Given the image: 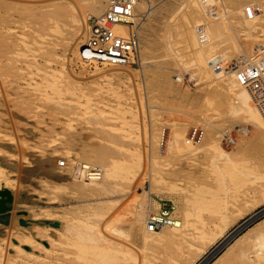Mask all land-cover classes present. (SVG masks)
Here are the masks:
<instances>
[{"label": "rangeland", "instance_id": "1", "mask_svg": "<svg viewBox=\"0 0 264 264\" xmlns=\"http://www.w3.org/2000/svg\"><path fill=\"white\" fill-rule=\"evenodd\" d=\"M17 1L10 10L13 21L9 24L15 38L10 45L12 48L14 45L16 52L0 54V191H9L13 196L12 202L6 203L8 209L0 215L1 219L7 221L14 232L26 229L25 233L32 234L36 225H45L40 219L42 212L56 218L67 207H79L88 199L101 198L118 201L105 212L104 221H107L112 215L127 216L124 208L130 196L138 197V193L148 190L151 185L159 196H163L159 198L175 201L176 207L188 203L189 218L198 230L204 228L206 238L192 253V258L198 256V260L195 258L194 262L185 264H207L210 257L220 253L218 246L228 235L264 208V154L246 159L252 154L230 151L242 166L252 164L256 177L227 183L214 177L219 173L209 158L193 161L167 152L168 139L191 141L189 134L194 127L202 128L204 134L202 139L192 142L197 145L217 143L220 148L229 149L223 136H218L222 143L216 140L212 128L162 108L174 106L198 110L203 89L197 80L200 75L194 74L192 68L184 70L179 59L165 47L164 38L173 22L182 31L187 26L189 36L193 37L191 23L202 20L203 15L189 18L188 15L193 13L189 8L174 17L180 0H152L155 13L143 19L139 29L143 61H150L148 64L140 68L119 66L120 74L115 75L111 73L114 66H81L77 56L71 57L70 69L81 79L80 84H66L56 75L62 59L60 51L56 58L49 59L24 54L26 39L19 13L24 0ZM109 1L60 0L58 3L82 11L79 27L81 31L85 27V36H81L83 42L88 16L104 10ZM218 1L222 6L221 0ZM222 1L228 5L227 0ZM141 5L145 6L141 8ZM145 8L146 4L141 2L138 13L144 12ZM27 96L32 107L29 111L22 106ZM149 103L157 106L154 111L148 110ZM180 131L183 136H177ZM244 136L242 134L241 138ZM49 155L62 156L66 165L65 156L73 159L74 169L69 176L74 175L80 161L110 169L114 189L131 193L116 200L98 191L85 193L64 188L47 193L44 190L41 198L24 202L26 208L20 218L12 211L14 192L6 189V182L12 181L18 189L22 167ZM148 155L160 161L167 172L149 170ZM192 167L199 168L200 173L185 175ZM81 181L89 180L81 178ZM206 188L212 191L210 196L197 195ZM177 210L182 219L183 213L178 207ZM21 219L37 222L25 226ZM113 236L119 242L124 240ZM38 242L40 247L48 244L43 239ZM20 246L36 249V245L25 241ZM7 252L13 255L15 244L9 243ZM29 253L19 262L6 259L0 264H43L42 259L47 256L41 251L38 259ZM54 264H60V260H54Z\"/></svg>", "mask_w": 264, "mask_h": 264}, {"label": "bare ground", "instance_id": "2", "mask_svg": "<svg viewBox=\"0 0 264 264\" xmlns=\"http://www.w3.org/2000/svg\"><path fill=\"white\" fill-rule=\"evenodd\" d=\"M59 1L21 2L19 13L26 39L24 54L49 59L56 58L60 51L62 59L59 61L56 75L66 84H80L81 77L71 71L70 62L71 57L78 56L82 44L81 36H85V27L83 26L82 31L79 27L83 13L74 6L71 8L68 5H59ZM17 2L19 1L0 0V54L16 52L14 45L13 48L10 45L15 38L13 39L9 24L13 21L10 10L14 9L13 4ZM218 4V0L179 1L174 17L191 8L193 13L188 17L203 15L202 20L191 23L193 37L189 36L187 26L182 31L173 22L165 34L164 45L179 59L185 71L192 68L194 74L196 72L200 75L197 80H200L203 89L198 110L174 106L162 108L188 120L195 119L198 123L205 124L213 129L214 137L219 143L222 141L218 136H223L229 145L226 150L220 148L217 143L205 142L197 145L192 140L174 141L170 138L167 152L193 161L209 158L216 166L214 169L218 170L219 174L214 176L217 181L237 183L244 179H253L256 173L252 164L242 166L230 151L251 153L246 159L263 155L264 122L259 115H250L248 111L241 119L233 118L229 109L233 98L219 92L216 82L242 67L264 68V0H227L228 5L221 0L222 6ZM144 6L141 5V8ZM145 10L144 19L154 14L156 9L154 6ZM149 62L145 61L143 64ZM31 64L29 62V65ZM113 66L111 73L119 75L121 69L117 65ZM10 101L14 103L13 100ZM30 102L29 96L22 102L26 111L32 108ZM239 106L246 109L242 105ZM156 107L154 104H147L150 111H154ZM242 134L245 138H241ZM65 158L67 165L60 155H49L45 159L38 157L28 166L23 164L18 189L12 181L6 182V189L14 192V213L19 214L21 218L26 208L24 202L41 198L44 190L47 193L64 188L85 193L98 191L116 200L131 193L116 191L111 170L102 166L94 165L101 172L98 179L82 182L75 173L69 176L75 162L69 156ZM79 163L89 164L87 161ZM147 166L151 171L167 172V168L152 155L147 156ZM192 172L200 173V170L192 167L190 173L185 175L193 174ZM211 193L212 191L206 188L197 195L205 198ZM153 195L163 197L159 196L151 185L148 190L143 189L138 193V197L130 196L124 208L127 216L112 215L107 221H104L105 212L118 201L88 199L79 207L63 209L56 218L44 211L40 219L57 220L60 226L52 227L46 223L36 225L32 234L25 233L26 229L14 232L9 223L0 221V263L6 259H16L19 262L21 258L25 259L23 256L27 252L39 259L41 251L47 254L46 258L42 259L43 264H54V260H60V264H185L194 262L195 258L198 260V256L192 258V253L205 242L206 231L204 228L198 230L189 218L187 202L177 205L183 213V218L177 225L166 226L159 231L146 228L144 205ZM92 200L93 203L90 202ZM113 235L125 241L119 242ZM41 239L48 244L40 247L42 245L38 241ZM23 241L36 245V249L20 246ZM8 242L15 244L13 255L7 252ZM219 250L220 253L210 257L207 264H264V214L232 235Z\"/></svg>", "mask_w": 264, "mask_h": 264}, {"label": "built area", "instance_id": "3", "mask_svg": "<svg viewBox=\"0 0 264 264\" xmlns=\"http://www.w3.org/2000/svg\"><path fill=\"white\" fill-rule=\"evenodd\" d=\"M141 2L146 4V9L155 6L152 0H110L104 10L90 14L87 18L86 37L79 48L77 63L81 66L142 67L144 61L139 29L146 17V10L138 13ZM216 88L233 98L229 105L233 118L241 119L248 111L250 115H259L264 122V68L255 66L239 68L217 81ZM239 105L246 109L240 108ZM203 134L202 128L194 127L189 137L191 140L202 139ZM183 135L181 131L177 133V136ZM75 174L80 179L90 180L98 179L101 172L94 165L82 163L76 168ZM144 212V224L150 231L175 226L181 221L174 202L155 196L148 200Z\"/></svg>", "mask_w": 264, "mask_h": 264}, {"label": "water", "instance_id": "4", "mask_svg": "<svg viewBox=\"0 0 264 264\" xmlns=\"http://www.w3.org/2000/svg\"><path fill=\"white\" fill-rule=\"evenodd\" d=\"M0 195H1V200H0V215H2L3 213H5L8 209V206L6 205L7 202H12L13 196L11 195V193H9V191H0ZM6 196V198H5ZM264 214V208L261 209L258 213L253 214L251 217H249L245 222H243L240 226H238L230 235H228L223 242H221V244H219L218 248L224 244V242H226L228 239H230V237L234 234H236L238 231H240L241 229H243L246 225L250 224L251 222H253V220L260 214ZM0 221H3L0 217ZM5 223H8L7 221H4ZM36 220H25V219H21V224L23 225H30V224H34L36 223ZM44 223L49 224L52 227H59L60 226V222L57 220L54 221H49V220H43Z\"/></svg>", "mask_w": 264, "mask_h": 264}]
</instances>
